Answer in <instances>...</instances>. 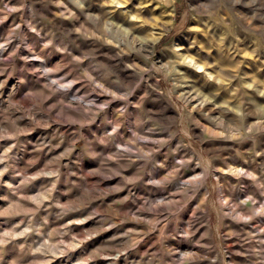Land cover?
I'll return each mask as SVG.
<instances>
[{
	"label": "clouds",
	"instance_id": "clouds-1",
	"mask_svg": "<svg viewBox=\"0 0 264 264\" xmlns=\"http://www.w3.org/2000/svg\"><path fill=\"white\" fill-rule=\"evenodd\" d=\"M36 3L0 0V24L21 14L20 23L0 38V76L7 74L0 89L13 75L25 89L20 100L13 88L0 101V186L8 193L0 195L7 203L0 217H21L0 231V253L10 244L19 253L7 264H53L129 221L146 225L147 232L130 228L122 233L126 243L88 259L117 264L145 235L159 233L161 245L176 247L153 253L147 264H229L225 242L233 239L241 250L231 255L243 264H264V150H258L264 138V0ZM48 16L60 22L59 34L41 27ZM33 38L39 52L29 42ZM166 39L172 42L162 47ZM14 41L19 42L9 51ZM53 126L58 143L31 145L34 130ZM65 142L41 170L30 174L16 167L28 147L51 150ZM212 143L224 147L213 149ZM221 152L225 167L218 166ZM65 159L72 167L61 165ZM85 164L98 166L85 172ZM62 175L68 190L57 192ZM42 178L50 183L25 194ZM105 182L112 186L102 187ZM125 189L128 195L114 204L130 205L126 213L97 208L48 231L51 221ZM101 215L100 228L81 235L69 231L72 223ZM54 237L58 243L51 242ZM184 246L201 251H182Z\"/></svg>",
	"mask_w": 264,
	"mask_h": 264
},
{
	"label": "rangeland",
	"instance_id": "rangeland-1",
	"mask_svg": "<svg viewBox=\"0 0 264 264\" xmlns=\"http://www.w3.org/2000/svg\"><path fill=\"white\" fill-rule=\"evenodd\" d=\"M26 5L28 6H33V7H38L39 5L36 3V0H25ZM138 2V0H133V3ZM13 4L19 3V0H12ZM28 14V7L25 8L24 10V15L27 16ZM20 13L13 14L6 20L3 24H0V38H3L7 35L9 29L13 26L14 23H20ZM41 27H44L46 31H56L57 34L60 33L61 31V24L59 21H56L54 17L48 16V19L44 22H42ZM19 41H14L13 44L9 45V51H11L16 43ZM29 42H35L37 45V51L39 52V41H35V38L29 40ZM171 39H166L163 42V45H167L171 43ZM183 43V41H181ZM77 47H80V45H77ZM21 54H27L24 49H21ZM53 61H49V66H52ZM17 67H20L19 64H17ZM7 78V74L5 76H0V80H4ZM262 79H264V75L261 76ZM25 79H28L26 76ZM35 86V85H33ZM79 87V86H77ZM16 89V94H15V99L20 100L22 99V93L25 91L24 87L19 85L17 83V75H13L11 79H8L7 84L5 85L4 89H0V101H6L8 98V95L12 92V89ZM6 107V105H4ZM57 129L55 126H53L51 129L48 130H40L36 129L34 130L28 139L31 142V145H40L43 143H52L56 144L58 141L54 139L55 133ZM59 131L64 132L67 134L66 129H60ZM22 140L24 139L23 137L21 138ZM4 145H0L2 147ZM67 147V142L62 144L59 148H53L49 150L48 148H44L43 151H36L35 147H28L26 149V155L24 156V159L22 162L16 164V167L19 169H24L27 168L28 172L34 173L36 171L41 170L44 168V166L49 163V161H54L57 156L60 155V153ZM80 145H77V151L73 153V156L78 155ZM209 147L216 149V148H221L224 147V145L217 144V143H212L209 145ZM258 150H264V138H262L260 148ZM165 152L167 149L164 150ZM15 153V150H14ZM221 159L218 163L219 167H225V163L223 160V156L225 153L221 152L219 153ZM179 158V154H177V157ZM168 160L174 159V157L168 156L166 157ZM264 159V158H261ZM29 160H35L36 163L32 165L31 167L28 166V161ZM233 161L239 163H242V161L239 160L238 157H233ZM229 161V162H233ZM61 165H68L69 167H72L70 161L68 159H65L60 162ZM98 165L95 164H85L84 171L87 172L91 170L92 168L97 167ZM74 171L76 169H73ZM62 173L66 171L63 167L61 168ZM184 175L187 176L191 169L183 170ZM130 173H125V175H128ZM89 182H94L97 178L96 177H89ZM5 180L9 182H14L11 180L9 175L5 176ZM73 182L74 183H79L80 181L78 180L77 177H73ZM50 181L46 179H41L38 181H34L33 185L29 187V189L26 191L25 194L28 195H34L36 194L40 188L45 185L49 184ZM119 183V181H113L112 184ZM225 184L227 186V178H225ZM112 186L108 182H105L102 184V187H110ZM68 190L65 188L64 185V177L62 175L61 177V183L57 185V192H62ZM73 193L76 192L75 189H71ZM135 191V189L133 190ZM148 190L140 191L137 192V196H144L145 193ZM8 194L7 190L0 186V195H5ZM128 195V190L125 189L124 192L121 193H115L112 194L109 197L104 198L103 200H98L94 201L91 205H89L87 208L83 209L81 212L78 213H70L69 215L65 216L61 220H55L51 221L50 229L55 230L59 227H61L64 224H68L71 221H76V220H82L84 217L89 215L94 209H101L102 213L105 210H108L111 206V210L118 212V213H126L129 210L130 205H119V204H114V201L120 200L123 196ZM167 195V193H165ZM11 199H15L14 196L10 197ZM75 195L68 197L67 199H74ZM153 199L156 198V196H152ZM63 199V198H62ZM196 203L198 201H194L189 204L190 208H194L196 206ZM7 207V203L5 201L0 200V208ZM55 211V210H53ZM21 217H12V218H3L0 217V231L10 229L14 224L18 223ZM118 219V218H117ZM183 217H181V220ZM103 224V215L101 216H95L91 220H86L84 223L81 224H75L72 223L70 225L69 231L75 235H81L85 232H91L92 230L98 229L102 226ZM171 226V224H170ZM180 224L177 222L176 227H179ZM137 229L139 231L147 232V226L143 224H137L135 222H126L124 224H117V227L111 228L107 231L100 232L98 235L93 236L90 240L86 241L84 244H82L79 248L75 249L74 251L69 252L65 257H62L56 261L53 262V264H110V261L104 258L97 257L95 259L89 260L88 258L93 255V253H96L98 251L104 250L106 248L122 245L127 242V238H125L122 233L127 231L128 229ZM65 242H68V237L65 236L64 238ZM23 242V241H20ZM52 243H58L59 239L57 237H54L51 241ZM207 242V241H206ZM228 252L230 254V261L229 264H243V262L240 260L239 257L235 255H231L237 251H240L241 248L238 245L237 241L235 239L226 241L225 242ZM176 246L173 244H168L164 243L161 245L159 242V233H148L143 237L141 240L140 244L134 249L130 250L127 254V260H125V257H121L119 261H117V264H147L148 260L152 257L153 253L159 252L162 249L165 250V253H167V250L173 249ZM181 250H187V251H197L200 252L201 249L199 248H194V247H188L184 246L181 248ZM0 256L3 257V261L5 264H7L8 261L11 259H18L19 258V253L18 250L13 248V245L7 246L2 253H0ZM166 258V256H165ZM155 264V262H154ZM206 264V262H204Z\"/></svg>",
	"mask_w": 264,
	"mask_h": 264
}]
</instances>
